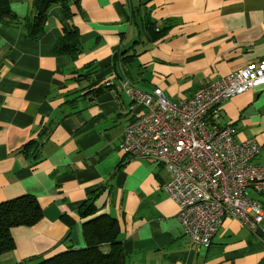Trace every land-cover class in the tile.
I'll return each instance as SVG.
<instances>
[{
    "label": "crops",
    "instance_id": "crops-1",
    "mask_svg": "<svg viewBox=\"0 0 264 264\" xmlns=\"http://www.w3.org/2000/svg\"><path fill=\"white\" fill-rule=\"evenodd\" d=\"M10 3L18 15L29 13L31 0ZM71 9L82 49L72 64L53 53L66 24L59 7L38 41L0 25V204L31 195L44 211L36 226L11 230L15 249L0 264H38L69 246L85 248L88 219L78 211L97 191L96 216L119 221L127 264H264V224L251 232L225 220L210 248L194 244L162 189L168 170L119 148L126 127L145 113L131 110L125 80L179 102L264 60V0H80ZM146 15L170 28L164 41H147ZM121 52L136 57L115 66ZM221 111V125L235 127L237 141L257 140L256 163L264 165V85ZM63 215L75 221L66 243Z\"/></svg>",
    "mask_w": 264,
    "mask_h": 264
},
{
    "label": "built area",
    "instance_id": "built-area-1",
    "mask_svg": "<svg viewBox=\"0 0 264 264\" xmlns=\"http://www.w3.org/2000/svg\"><path fill=\"white\" fill-rule=\"evenodd\" d=\"M263 85L264 60L179 102L160 90L149 94L123 83L131 110L145 113L126 127L119 148L168 170L162 189L179 206L185 235L203 248L212 246L225 220L251 232L264 224V165L256 163L263 148L255 138L237 141L236 128L220 122L225 103Z\"/></svg>",
    "mask_w": 264,
    "mask_h": 264
},
{
    "label": "trees",
    "instance_id": "trees-1",
    "mask_svg": "<svg viewBox=\"0 0 264 264\" xmlns=\"http://www.w3.org/2000/svg\"><path fill=\"white\" fill-rule=\"evenodd\" d=\"M79 1L31 0L29 13L22 17L13 11L10 0H0V25L20 27L27 39L38 41L46 32L51 9L59 7L64 14L66 24L63 27V36L53 46V53L55 56L67 57L72 64L82 54L79 44L80 33L73 24L74 13L71 9L72 4L78 5ZM137 14L134 10L133 18ZM140 21L149 43L164 41L170 32V28L158 27L148 15L142 17ZM135 57L134 53L126 55V52H121L115 56V66L119 62L123 65L131 64ZM101 89L95 91V95H99ZM31 145L32 143L29 144ZM101 193L102 191L92 193L78 211L82 219H88L82 226L86 247L74 249L73 246H69L63 252L38 264H127L119 221L108 215L96 216V200ZM43 217V208L39 201L31 195L1 203L0 256L15 249V242L10 236L11 230L19 227H34L42 221ZM61 219L69 227L67 236L63 240V243H66L71 239V230L75 221L69 215H63Z\"/></svg>",
    "mask_w": 264,
    "mask_h": 264
}]
</instances>
